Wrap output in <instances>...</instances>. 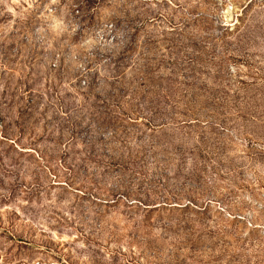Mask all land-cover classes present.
<instances>
[{"label":"rangeland","instance_id":"obj_1","mask_svg":"<svg viewBox=\"0 0 264 264\" xmlns=\"http://www.w3.org/2000/svg\"><path fill=\"white\" fill-rule=\"evenodd\" d=\"M0 264H264V0H0Z\"/></svg>","mask_w":264,"mask_h":264}]
</instances>
